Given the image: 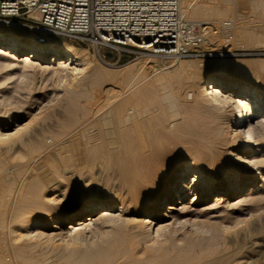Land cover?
<instances>
[{
  "label": "bare ground",
  "instance_id": "obj_1",
  "mask_svg": "<svg viewBox=\"0 0 264 264\" xmlns=\"http://www.w3.org/2000/svg\"><path fill=\"white\" fill-rule=\"evenodd\" d=\"M216 1L195 6L190 0H181L179 11L183 16L189 14L219 17L227 11V0ZM210 20L211 18H207L201 22L211 23ZM0 46L10 57H16V53L22 52L16 58L24 63L40 56L49 62H57V66L68 65L70 71L75 72L81 69L77 65L86 63L84 54L71 45H40L32 36L19 31L18 26L1 21ZM201 46L197 50L201 49ZM147 58V62L156 60L153 55ZM152 66L149 69H152ZM190 69L188 68V71ZM225 70V67L220 66L216 71L210 72H183V76H190L191 80L199 81L201 102L191 104V108L195 107L197 113H186V103V107L182 106V103L178 105V100L176 105L172 96V100L168 98L173 101L168 108L172 116L181 117L177 126L172 122L176 127H173L174 135L161 128L165 113L164 116L152 113L153 117L156 116L154 120L147 118V113H143L144 104L140 108L141 105L138 106V101L130 94L115 99L116 101L112 98L114 102L109 101L107 108L104 103L105 107L100 106L101 102L97 103L98 98H95L92 104L90 99L89 103L81 105L76 98L77 94H73L64 105L65 113L53 134L58 137L72 128H77L81 145H73L77 139L75 137L76 139H69L74 143L57 146L56 163L52 161L50 154H47L46 138L37 137L35 132L19 134L23 127L8 131L4 123L0 122V143H4L0 146V264H230L234 258L240 256L237 251H216L200 238L196 241L187 240L183 244L178 240L176 230L170 229L181 215L192 209L188 204L198 199V192L205 196L225 195L228 198L241 199L245 193L253 190L262 178L257 161L260 163L264 158V148L258 145L254 135L262 130L263 125L259 123V127H256L253 120L257 115L264 113V92L257 91L252 80H243L242 74L236 69L229 73L233 80L226 78ZM98 71L94 67L88 74L89 77L96 79L100 75ZM139 77L143 80L145 75L141 74ZM165 77L154 76L150 78L149 83L146 82L152 86H164L168 83ZM143 81L141 82L144 84ZM95 102L97 108L105 109L99 111L100 109L95 107L99 112L91 111L94 110L92 105ZM87 108L91 113L94 112V115L90 116L89 113L84 118L82 115L87 113ZM262 120L264 118L260 119L261 122ZM219 122L228 124L229 133L236 142L234 163L224 159L225 152L228 151L226 148L217 150L215 147L216 141L213 139L218 135ZM15 133H18L17 136ZM174 137L189 150L187 149L188 153L186 151L183 157L172 159L168 173L164 174L160 164L169 155L170 151L165 147L174 142ZM20 144L25 145L26 158L13 162V159L18 160V157L25 156L23 150H15V146ZM147 148L152 149L150 153L154 155L151 161L147 158L150 163L143 162L138 156L140 151H147ZM41 152L47 154L45 162L47 161L49 167L46 166L55 175L56 179L53 181L57 182L52 184L50 192L60 190L62 180L67 179L68 192L74 194L82 178L81 168L79 172L77 169V172H72L74 174H68L74 163L81 164L85 161L91 169L94 163L102 158V165H109L112 161L118 163L124 194L110 197L83 193L74 204L64 208H59V205L54 203L49 204L47 178L34 161L35 157L42 155ZM187 174L191 175L189 181L184 178ZM220 177H223L222 181L218 180ZM260 188L261 185L255 190L260 191ZM190 192L193 193L188 196ZM58 194L62 196L64 192ZM57 198L55 196L53 199ZM180 200L182 204L178 206ZM141 212H144V215L136 218L135 215ZM87 216L89 217L83 220ZM169 216L172 220H167ZM155 220H158L157 227L152 232L158 236L163 234L164 239L151 235V226ZM202 229L205 230L206 227ZM84 235L91 236L89 244L80 242V236ZM255 252L257 256L249 259L251 264H259V249Z\"/></svg>",
  "mask_w": 264,
  "mask_h": 264
},
{
  "label": "rangeland",
  "instance_id": "obj_2",
  "mask_svg": "<svg viewBox=\"0 0 264 264\" xmlns=\"http://www.w3.org/2000/svg\"><path fill=\"white\" fill-rule=\"evenodd\" d=\"M180 1L181 0H179V3ZM215 1L216 0H190L191 4H196L195 6L213 3ZM227 7V11L219 17H203V15H200L202 16L200 17L199 15L193 16L189 14V16H184L187 19L197 22L211 18L209 22L212 21L213 24L211 22L202 25L206 26L204 29L205 36L207 37V43L204 44L205 46H201V49L181 56L162 55L150 52L123 53L108 46H101L97 50L96 48L90 46L87 42H81L65 37H59V40H55V42L52 43L48 42L47 44L57 43L59 45L65 43L67 45H71L77 51L84 54L86 63L77 65L81 67L80 71H77V73L74 70L70 71L71 69L68 65L57 66V62H49L46 58H42L40 56L24 63L16 58L17 55H21L22 52L16 53V57H10L8 56L9 54H5V52H3L4 49L0 46V122L4 123L6 127L5 129L8 131L23 127V129L18 132L19 134L35 132L37 137L43 136V138H46L47 154H50L52 161L56 163L58 162L55 153L58 150L57 146L60 144L69 145L74 142L75 143L73 145H81L80 140H78L80 135H78L79 133L77 128H72L58 137H55L53 134L54 129L58 127L61 117L65 113L64 105L73 94L78 95H76V98L81 105H85L86 102L89 103L90 99V104H92L94 103L92 101L95 98H98L96 100L97 103L101 102L102 104L100 106L105 107L103 106L104 103L107 105L105 108L109 107V101L114 102L118 98L127 97V94H130L135 101H138L137 105H141L139 106L140 108L144 104L143 108L145 109V112L143 113H147V118L151 117L150 119L154 120L157 115H165V117H163V123H161V128L163 130L166 129L164 130L166 133L168 132V134L174 135L175 129L173 127H175L174 125L177 126L180 123L181 117L179 116V118H176L172 116L168 109L170 103L174 101L176 104V102L180 100L181 102L178 101L177 104L180 105V103H182L181 105L185 107L187 105L188 108L185 110L186 113H197L196 108L191 107L194 105V102H201L199 81L195 79L191 80L190 76H183V72H189L191 70H195L197 73L200 72L198 70L210 72L216 71V69L221 66L226 68L224 73L225 77L233 80L234 78L229 76V73L233 71V69H236L242 74L243 80H252L255 83V89L257 91L264 92V0H227ZM222 19L224 20L223 22L220 21ZM18 27L19 31L22 33L25 32L32 36V33L27 31L25 28L20 26ZM152 55L153 57H156V60L152 59V61L147 62V57ZM17 62L18 65H16ZM195 62L198 63L196 64ZM21 64L23 65L21 66ZM71 65H73V63ZM149 65H153L152 69H149L151 68ZM193 66L196 67L194 68ZM203 66H205V69ZM94 67L97 71L100 69L98 71L100 75L96 79L92 80L88 74ZM145 68L148 73L145 71ZM188 68L191 69L188 71ZM72 72H74V74H72ZM141 74L145 75V78H143V80L145 79L144 81L139 77ZM152 75L153 77L161 75H163V77L166 76L165 81L168 83H165L164 86H159L157 84H153L152 86V84H148L150 78H153ZM141 81H143L144 84ZM143 87L148 90L143 89ZM114 92L118 96L120 93L123 96L120 94L118 97ZM97 94L101 96H98ZM110 95H115V97ZM93 96L94 98H92ZM103 96L106 97V100ZM170 97L173 101H170L172 100ZM100 98L101 100H99ZM168 98H170V100H168ZM97 103L95 102V104L92 105L94 110L91 111L99 112L101 109H105H100V107L97 108L95 106ZM95 107L100 110L96 111ZM161 108L162 110L164 108V110H160ZM87 110V113L82 115V117L85 118L89 113L90 116L94 115V112L91 113L89 108H87ZM152 113L156 116L154 115L153 117ZM145 114L143 115V118L146 117ZM263 114L261 113L257 115L253 120L256 127H259V123L263 125L262 130L256 132L257 134L255 133L254 135V138L259 142L258 145L262 148H264V120H262V123L260 119L264 118V116H262ZM165 118H168L169 120L166 119V121ZM164 122L167 123V126H165L166 123L164 124ZM217 132V137L213 139L216 141L215 147L217 150L220 148H226L228 151L225 152L224 159L229 163H234L235 155L233 153L236 152V149L234 148L236 142L229 133L228 124L219 122L217 124ZM18 133H15V136H17ZM70 138H74L76 140L71 142L69 140ZM174 139L178 144H176L174 140L172 144L165 147L167 148L166 150L170 151V153L160 164V169L163 167L161 171L164 174L168 173L172 159L183 157L189 150L185 144H179L176 137H174ZM3 145L0 143V146ZM151 148L154 147L151 146ZM17 149L20 150V152L23 150L22 152L25 156L18 157V160L15 158L13 159V162L23 161L27 155L25 145L20 144L15 146L16 152ZM148 149L150 148H147V151L145 150L146 152L140 151V154L138 153V156H140L141 160L145 163H150L154 157V155L150 153L152 149ZM51 151H54V153ZM47 154L45 155L42 153L41 156L35 157L34 161L36 166L40 167V169L44 171L43 173L46 176L45 178H47L46 182L49 185L47 197H49L50 201L54 200L53 202L48 200L49 204L53 205L54 203L57 206L59 205V208H64L74 204L78 198L82 197L83 193H92L95 195L101 194L110 197H119V195L124 194V186L121 181L118 163L112 161L109 165H102L104 164L102 158H100V161L95 162L96 165L94 163L91 169L87 167L88 165L85 161H83L84 163H81L83 164V167L80 163H74V167H71V172L69 171L68 174H74L72 172H77V169L79 172L81 171L80 168L82 169V178L81 181L79 180L74 194L68 192L67 184L69 183V180L67 179L62 180L64 183H61L60 190H57L58 192H50L52 184L57 182L53 181L56 179L54 173L52 171L50 172L49 168H47V161L45 162ZM43 155L45 157H42ZM262 157H264V153ZM147 158H150V161ZM257 158L259 159V157ZM263 159L264 158H262L260 163L259 160L257 161L258 171H260L259 174L262 178L254 186L253 190L245 193L241 199L228 198L225 195H220L218 197L214 195L205 196L198 192L196 194L198 199L192 202V204H188L189 208L192 209L187 211L184 215H181L178 221L175 224L173 223L172 227H170V229L176 230L178 240L184 244L187 240L196 241L200 238L203 239L204 242H207V245L210 247L212 246V248L216 251L221 250L229 253L237 251V254H240V256L238 255V257L234 258L230 264H251L252 257L257 256L255 251L259 249V264H264ZM73 168L75 170H73ZM47 176L51 178L48 179L49 177ZM190 177L191 175L187 174L184 178L186 181H189ZM218 180L222 181L223 177L218 178ZM260 185V191L255 190L258 189ZM61 192H64L65 195L63 194L61 196L58 194ZM192 193L193 192H190L188 196L192 195ZM55 196L56 198L58 197L57 200L53 199ZM181 204L182 200L177 203L178 206ZM142 215H144V212L136 214L135 217L139 218ZM88 217L89 216L83 218V220ZM167 220H172V218L169 216L167 217ZM157 222L158 220H155L151 226V235L157 239H164L163 234L158 236L156 234L154 235L152 232V230L157 227ZM90 241L91 236H80V242L89 244ZM223 248L225 249L222 250ZM242 254L244 256H242ZM247 260L249 262H247Z\"/></svg>",
  "mask_w": 264,
  "mask_h": 264
},
{
  "label": "built area",
  "instance_id": "obj_3",
  "mask_svg": "<svg viewBox=\"0 0 264 264\" xmlns=\"http://www.w3.org/2000/svg\"><path fill=\"white\" fill-rule=\"evenodd\" d=\"M0 21L42 45L65 37L97 50L181 56L207 43V23L182 16L179 0H0Z\"/></svg>",
  "mask_w": 264,
  "mask_h": 264
}]
</instances>
